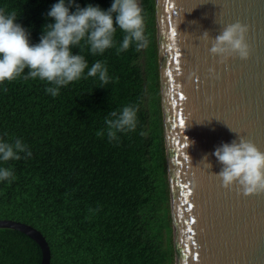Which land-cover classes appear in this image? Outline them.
<instances>
[{"label":"trees","instance_id":"1","mask_svg":"<svg viewBox=\"0 0 264 264\" xmlns=\"http://www.w3.org/2000/svg\"><path fill=\"white\" fill-rule=\"evenodd\" d=\"M59 0H0L6 14L40 42L47 13ZM114 0H75L81 8L108 10ZM145 23L147 48L117 54L124 33L117 29L116 47L91 55L72 47L88 62L82 78L46 92L47 81L24 79L0 84V140L20 139L31 157L0 161L15 176L0 181V219L29 224L45 237L49 264H174L169 188L163 139L155 0H138ZM67 4V0H66ZM73 5L70 12H75ZM118 28V26H116ZM101 60L110 82L100 87L87 77ZM87 77V78H85ZM138 106L137 128L109 141V112ZM41 249L31 237L0 227V264H40Z\"/></svg>","mask_w":264,"mask_h":264},{"label":"water","instance_id":"2","mask_svg":"<svg viewBox=\"0 0 264 264\" xmlns=\"http://www.w3.org/2000/svg\"><path fill=\"white\" fill-rule=\"evenodd\" d=\"M236 22L248 26L249 58L219 63L213 38ZM155 26L174 264H264V191L246 196L213 175L216 148L240 136L264 152V0H155ZM0 227L35 240L49 264L39 230L12 219Z\"/></svg>","mask_w":264,"mask_h":264},{"label":"clouds","instance_id":"3","mask_svg":"<svg viewBox=\"0 0 264 264\" xmlns=\"http://www.w3.org/2000/svg\"><path fill=\"white\" fill-rule=\"evenodd\" d=\"M73 5L76 11L70 12ZM47 15L54 19V23L45 25L40 42L32 45L27 31L16 23L17 13L6 14L4 9H0V84L17 79L28 69L24 79L47 81L51 86L46 88V92L55 97L61 87L81 79L88 68L83 55H73L71 52L72 47H78L81 53L82 41L93 56L116 47L114 36L117 29L124 33L122 42L116 48L117 54L127 51L133 44L136 51H140L150 43L145 35L144 17L138 0H114L106 11L91 4L81 8L75 4V0H67V4L66 0H59ZM247 31L248 26L240 22L227 25L213 38L210 54L220 57L219 63H225L233 55L248 59ZM209 38V33L205 31L203 39L207 41ZM87 77L98 78L100 87H106L110 82L108 68L101 60L92 64ZM137 112L138 106L135 105L109 112L105 118L107 127L97 132V136L106 134L112 141L118 139L117 133L135 131ZM20 153H26V157L32 155L20 139L14 143L0 140V161H18L22 158ZM213 155L222 165L221 171L213 175L222 180L224 188L236 185L246 196L264 191V152L254 143L240 136L238 141L217 147ZM204 161H207V157ZM207 165L211 167L210 163ZM13 179L15 176L10 168L0 167V181L11 182Z\"/></svg>","mask_w":264,"mask_h":264},{"label":"snow or ice","instance_id":"4","mask_svg":"<svg viewBox=\"0 0 264 264\" xmlns=\"http://www.w3.org/2000/svg\"><path fill=\"white\" fill-rule=\"evenodd\" d=\"M172 35L173 36H175L176 35V33H175V31H173L172 32ZM173 62H175L176 61V56H173ZM176 71L178 72L179 71V68H178V66H177V68H176ZM168 76L169 77H171L172 76V73L171 72H169L168 73ZM186 99V96L182 93V92H178V94H177V97H176V101H184ZM176 101H173V103L175 104L176 103ZM177 111H179V108H177ZM178 123L180 124V125H185V121L184 120H179L178 121ZM183 141H181V143H182ZM186 187V186H185ZM188 195H190V192L189 193H187ZM185 203L187 204V200H185ZM188 208L190 209L191 208V204H188ZM191 222H193L194 223V221H191ZM192 231V229L191 228H188V232H191Z\"/></svg>","mask_w":264,"mask_h":264}]
</instances>
